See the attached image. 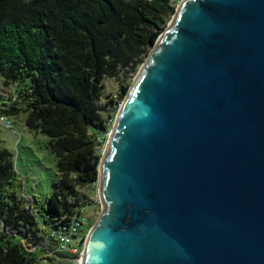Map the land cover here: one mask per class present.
Masks as SVG:
<instances>
[{"label": "water", "instance_id": "water-1", "mask_svg": "<svg viewBox=\"0 0 264 264\" xmlns=\"http://www.w3.org/2000/svg\"><path fill=\"white\" fill-rule=\"evenodd\" d=\"M81 264H264V0H183L101 159Z\"/></svg>", "mask_w": 264, "mask_h": 264}, {"label": "trees", "instance_id": "trees-1", "mask_svg": "<svg viewBox=\"0 0 264 264\" xmlns=\"http://www.w3.org/2000/svg\"><path fill=\"white\" fill-rule=\"evenodd\" d=\"M179 2L0 0V75L10 95L2 114L25 112L27 128L49 137L59 171L46 205L27 206L14 156L0 148V264H37L55 247L48 231L82 213L87 202L79 187L99 182V140ZM106 78L121 94L104 103Z\"/></svg>", "mask_w": 264, "mask_h": 264}, {"label": "rangeland", "instance_id": "rangeland-1", "mask_svg": "<svg viewBox=\"0 0 264 264\" xmlns=\"http://www.w3.org/2000/svg\"><path fill=\"white\" fill-rule=\"evenodd\" d=\"M182 1L183 0H180L178 6ZM137 74L133 77L131 86L133 85ZM4 85V79L0 75V115H4L2 114V110L6 108V104H10L8 100L5 101L10 95L9 91L5 90ZM120 94V85L115 79H104V103H107L110 100V96H114V98L118 100ZM125 98L126 96L121 99V104L116 113L113 114L110 110L109 113L105 114V117L108 120L110 119L111 114L114 116L109 130L107 131L106 136H104L105 140L100 139L97 146L102 157L106 151L110 134L112 133L118 113ZM18 107L24 109L25 105L20 103ZM26 116L27 114L23 111L16 116L4 115V117L11 123V127L6 128L3 124H0V148L7 149L14 156L15 169L20 182V187L18 189L19 196L25 201L27 206L29 205V200H31L37 208L41 209L46 205L48 198L54 193L53 186L54 183L59 180V171L56 156L47 146L49 137L41 132L29 130L25 124ZM79 191L81 195L86 198L87 202L83 214L92 226L89 228L85 237V242L78 254L84 250L88 234L102 215L99 183L79 187ZM85 233V229L80 231V235L82 236L85 235ZM74 263L81 264L80 261H74Z\"/></svg>", "mask_w": 264, "mask_h": 264}, {"label": "built area", "instance_id": "built-area-1", "mask_svg": "<svg viewBox=\"0 0 264 264\" xmlns=\"http://www.w3.org/2000/svg\"><path fill=\"white\" fill-rule=\"evenodd\" d=\"M0 124H3L6 128L11 127V123L4 115H0ZM83 211L81 214L73 217L68 225L48 231L49 237L55 241V247L54 249L45 250L39 257L37 264H49L54 261L59 263H74L70 257H74L79 253V248L83 246L86 239V236L80 235V231L88 227L90 228L89 221L85 218ZM61 255L68 257H61Z\"/></svg>", "mask_w": 264, "mask_h": 264}]
</instances>
